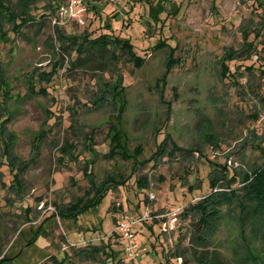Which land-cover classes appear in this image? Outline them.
<instances>
[{"label":"rangeland","instance_id":"rangeland-1","mask_svg":"<svg viewBox=\"0 0 264 264\" xmlns=\"http://www.w3.org/2000/svg\"><path fill=\"white\" fill-rule=\"evenodd\" d=\"M3 1L0 123L30 166L23 198L10 189L0 151V264H112L104 248L81 252L103 242L124 264H263L264 226L241 212L239 200L220 202L210 228L198 226L195 211L176 222L170 212L212 188L242 195L246 174L264 163V0L167 1L162 33L141 17L148 0H92L84 25L65 22L50 7L68 0ZM13 13L25 17L23 24ZM104 32L130 37L142 64L130 52L73 64V49ZM159 37L168 45L153 46ZM232 53L239 57L229 60ZM121 79V99L104 100L101 89ZM113 127L125 147L119 154L109 152ZM168 141V152L157 156ZM72 145L74 156L61 159ZM140 145L143 153L135 155ZM106 180L115 188L94 208L77 219L57 215L56 205L71 199L96 201ZM139 201L150 207L153 227L136 226L147 251L132 258L116 227L133 220Z\"/></svg>","mask_w":264,"mask_h":264},{"label":"trees","instance_id":"trees-1","mask_svg":"<svg viewBox=\"0 0 264 264\" xmlns=\"http://www.w3.org/2000/svg\"><path fill=\"white\" fill-rule=\"evenodd\" d=\"M136 2L139 1V3L141 2V0H135ZM171 2V0H157L156 2H153L152 0H148V4H146L144 6V12H141V17L146 20L149 23L152 24H156L158 29L161 31H164V27L166 25V20L165 19H160V14L164 11L167 10L166 7V2ZM0 6H5V3L3 0H0ZM143 4V3H141ZM64 5H61L60 7H55V4H51L50 7L54 10H59L63 7ZM56 11V12H57ZM10 13L13 12V10L11 9L9 11ZM25 17L16 13L12 14V19L15 20L16 25H21L23 24V19ZM149 19V20H148ZM155 21V23H154ZM104 28V25H102ZM13 31V30H12ZM10 32V31H9ZM14 32H16L14 30ZM10 36V35H9ZM87 39H85V41H87L89 43V45L86 47L84 45H82L81 48H74L73 51L77 53V56L75 59H73L72 57V63L73 64H77V63H81V62H86V60L88 61V59H90V56L92 55H98V54H102L103 57L107 55H110L113 59L118 58V53L119 52H130L133 58V60L139 62V64H142V62L145 60V57L140 55L136 49V47L133 44V41L130 37H126V38H122L119 35H116L113 33H109V32H104L99 34L96 37H86ZM165 45H168L167 40L166 39H162L161 37H159L156 41L155 44L153 46L155 47H163ZM247 45H252V44H247ZM86 47V49H84ZM173 51L175 50L174 47L172 48ZM73 52V53H74ZM91 52V53H90ZM72 53V56H73ZM171 54H173L171 52ZM239 56H237V53H232L230 54V57L228 58L229 60H233L234 58H238ZM251 57V56H249ZM168 62H170V60H172L171 55H169L168 58ZM167 62L168 66L169 63ZM227 68H225L226 72H229L230 69H228V66H226ZM248 68H252V67H248ZM169 70V69H168ZM232 71V70H231ZM1 73V72H0ZM1 87L0 88H6L4 85L6 82H3L4 79L1 78ZM121 79L119 82L114 83V87L113 89L111 87H106V89L102 88L101 91H105L104 93H107V96H104L102 98H104V100H111L110 98H112L113 103L119 101L121 99V94L125 88V86L123 84H119L120 82L122 83ZM107 84V83H106ZM108 85V84H107ZM111 88V89H110ZM111 96V97H109ZM4 110H6V108H4ZM7 112H9L7 110ZM113 129H115V133H112V143L113 145H116L111 148V150L109 151L110 154L113 153H122L125 149L124 146H119L117 143V140H120V135L118 134V129L117 127H113ZM8 129L1 125L0 123V151L2 154V157L6 159V161H4V164H7V173L11 176V181L12 183L10 184V189H13V191L18 194L20 197L25 198L23 192H24V184H23V180H24V176L26 175L29 166H30V162L25 160V159H20L17 156V153L15 151V148L12 147L9 143V138L11 137L14 139L13 134L9 133V135H7V131ZM47 134L46 129L43 130V133L41 134L42 137H44ZM170 141V140H169ZM168 142H164L160 145L158 151H157V156L160 154H165L168 151ZM111 143V146H112ZM171 143H173L174 146L175 143L171 140ZM10 146V147H9ZM69 146V145H67ZM118 148H120L118 150ZM75 148L73 147V145L71 146V148L66 151V154H63L62 156H60V158H66V156H70L73 157L75 154ZM118 150V151H117ZM93 151V150H91ZM70 152V153H68ZM135 155H140L143 153V147L140 145V147H137L135 150ZM73 155V156H72ZM72 159V158H71ZM20 160V161H19ZM156 161V160H155ZM1 162V161H0ZM85 168L86 171L85 175L87 174V176H91L93 175V172L91 170V168L87 165ZM118 173H112L110 176H116ZM109 176V178H110ZM227 176V175H226ZM224 179V177H222ZM234 178V177H233ZM111 180V179H110ZM110 180H106L104 183H108L107 187H105V190L97 196V199H95L96 201L90 202V203H86L83 205V202L85 200V197H77L74 199H71L68 203L63 204V205H56V213L58 216H60L61 218H75L77 219V217L91 209L94 208L99 201L102 199V197L104 196V194L107 192V190H109L110 188H115V184L111 183L112 181ZM246 180V184L244 187V192L242 193V195H238L236 192V190H233L231 192L228 193H223V191H218V193H216V191L213 190L212 188V182L213 180L211 179L210 183H211V188L212 191L210 193H208L205 197L198 199L197 201H194L195 199H190L189 201H193V203H191L188 207L184 208V210H182V212L180 214H184L188 215L189 212L191 211H195L196 214H198V226L200 227H204L207 228V226H209V228L213 225H217L214 224L216 219L215 218H211V216H213V214H215L217 211V206L219 205L220 202H227L229 204L238 201V204L241 208V212L243 214H246L247 218H252V219H256V221L261 225V228H263L264 226V163L257 165L254 167L252 174H246V178L244 179ZM115 183L118 182L117 185L119 184H123L125 182V180H123L121 183H119L118 180H114ZM233 182H229L230 187L233 189L234 186H232ZM216 184V183H215ZM213 184V185H215ZM116 185V186H117ZM95 187V184H94ZM214 187V186H213ZM148 199V198H147ZM188 201V202H189ZM148 202V200H147ZM138 205V213L134 214L132 217L133 219H138L140 218L144 211L142 209V204L139 201V203H137ZM27 209L30 211V208L27 207ZM26 209V210H27ZM26 211V213H29V211ZM154 214V213H153ZM194 216V214H193ZM250 216V217H249ZM27 221H30V218H27ZM139 225H147L150 226V228L153 227L152 224H150V222L148 220H144L139 222ZM245 227V226H244ZM207 230V229H206ZM118 234V233H116ZM119 236V235H118ZM102 243V245H93V247L91 249H86L83 248L81 250L82 253L88 254V251H92V253L90 254H96L100 252L101 248H104V251L106 254L109 255V257L112 259L113 263L112 264H124L123 263V259L122 257H120V252L112 246V244L108 243ZM156 245V243H155ZM102 246V247H99ZM180 253H177V255H179ZM217 253H215V258ZM218 258V257H217ZM262 263L264 264V260L262 259ZM60 264V263H59ZM216 264V263H215Z\"/></svg>","mask_w":264,"mask_h":264},{"label":"built area","instance_id":"built-area-1","mask_svg":"<svg viewBox=\"0 0 264 264\" xmlns=\"http://www.w3.org/2000/svg\"><path fill=\"white\" fill-rule=\"evenodd\" d=\"M91 1L92 0H68L67 4L60 9V15L65 19V22H76L80 25H84L88 14V3ZM152 198H154V195ZM182 210V207H178L170 212V219L172 222L178 220V215ZM151 219V209L147 207L140 218L133 220L122 219L117 224L116 230L125 240V251L132 258H138L144 251H147L146 248H141L137 243L135 239V228L139 222Z\"/></svg>","mask_w":264,"mask_h":264},{"label":"crops","instance_id":"crops-1","mask_svg":"<svg viewBox=\"0 0 264 264\" xmlns=\"http://www.w3.org/2000/svg\"><path fill=\"white\" fill-rule=\"evenodd\" d=\"M146 210V209H145ZM145 210H143V211H145ZM139 224V223H138ZM137 224V225H138ZM123 240V250H125V240L124 239H122ZM121 255V254H120Z\"/></svg>","mask_w":264,"mask_h":264}]
</instances>
